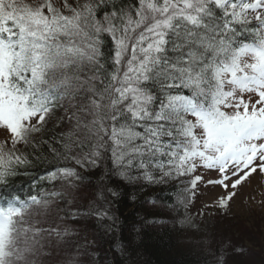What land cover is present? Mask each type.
<instances>
[{"label": "snow or ice", "instance_id": "snow-or-ice-1", "mask_svg": "<svg viewBox=\"0 0 264 264\" xmlns=\"http://www.w3.org/2000/svg\"><path fill=\"white\" fill-rule=\"evenodd\" d=\"M51 122L69 163L42 179L71 187L70 164L110 154L122 179L188 178L194 195L202 168L226 208L264 174V0H0V264H38L79 214L62 191L22 198L10 179Z\"/></svg>", "mask_w": 264, "mask_h": 264}, {"label": "trees", "instance_id": "trees-1", "mask_svg": "<svg viewBox=\"0 0 264 264\" xmlns=\"http://www.w3.org/2000/svg\"><path fill=\"white\" fill-rule=\"evenodd\" d=\"M60 137L61 129L49 123L37 136L47 143H38L36 152L29 148L30 165L10 178L22 198L55 190L64 193L65 201H73L72 211L78 206L75 218L60 222L71 235L53 250L54 264H264V257L251 247L264 240L262 219H243L221 209L197 210L198 195L185 191L188 178L165 184L122 179L109 154L95 168L70 164L82 177L71 187L65 181L42 179L69 163L53 152L61 150ZM108 188L119 195L111 196ZM58 203L65 206L64 201ZM90 209H107L113 219L90 215Z\"/></svg>", "mask_w": 264, "mask_h": 264}, {"label": "rangeland", "instance_id": "rangeland-1", "mask_svg": "<svg viewBox=\"0 0 264 264\" xmlns=\"http://www.w3.org/2000/svg\"><path fill=\"white\" fill-rule=\"evenodd\" d=\"M247 98V97H246ZM2 138V137H0ZM199 175L204 176V181L200 182L197 186L200 191L198 198L197 208L199 210L214 211L218 208V198L225 195L224 189L218 185H208L206 183L209 179H217L218 174L215 171L199 169ZM202 184V185H201ZM238 195L228 202V206L224 208L229 211L233 216L241 218H257V221L262 219L264 223V174H254L249 181L243 184L242 187L236 190ZM63 229L62 227H60ZM264 235H261L263 238ZM249 247V246H248ZM253 253L258 257H264V240L258 242V246L253 248Z\"/></svg>", "mask_w": 264, "mask_h": 264}]
</instances>
